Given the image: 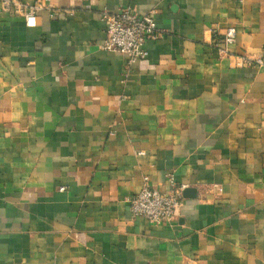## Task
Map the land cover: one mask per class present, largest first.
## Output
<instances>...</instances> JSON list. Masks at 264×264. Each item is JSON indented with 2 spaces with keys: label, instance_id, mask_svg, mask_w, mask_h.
<instances>
[{
  "label": "crops",
  "instance_id": "obj_1",
  "mask_svg": "<svg viewBox=\"0 0 264 264\" xmlns=\"http://www.w3.org/2000/svg\"><path fill=\"white\" fill-rule=\"evenodd\" d=\"M49 2L0 14V264H264V0ZM122 9L160 32L130 67ZM144 177L171 224L131 218Z\"/></svg>",
  "mask_w": 264,
  "mask_h": 264
},
{
  "label": "built area",
  "instance_id": "obj_2",
  "mask_svg": "<svg viewBox=\"0 0 264 264\" xmlns=\"http://www.w3.org/2000/svg\"><path fill=\"white\" fill-rule=\"evenodd\" d=\"M47 13L48 18L54 19L62 9H53L49 0H34L31 4L22 0H0V14L8 13L22 17L28 28L36 26V20L41 13ZM105 39L99 49L106 53H117L126 59V65L131 66L147 56L145 43L160 37L153 13L136 15L122 9L118 12L107 13L104 16ZM224 47L235 43L234 29H227L221 40ZM243 64L247 66L264 67L263 59L243 57ZM171 186L174 183L169 179ZM183 188H173L168 192H160L148 185V178L144 177L141 189L128 200L131 218H141L154 225H167L174 222L183 205Z\"/></svg>",
  "mask_w": 264,
  "mask_h": 264
},
{
  "label": "water",
  "instance_id": "obj_3",
  "mask_svg": "<svg viewBox=\"0 0 264 264\" xmlns=\"http://www.w3.org/2000/svg\"><path fill=\"white\" fill-rule=\"evenodd\" d=\"M184 192H189V191L187 190V191H184Z\"/></svg>",
  "mask_w": 264,
  "mask_h": 264
}]
</instances>
